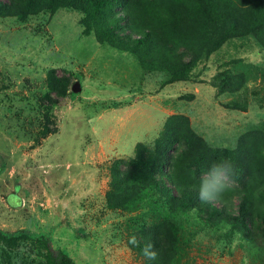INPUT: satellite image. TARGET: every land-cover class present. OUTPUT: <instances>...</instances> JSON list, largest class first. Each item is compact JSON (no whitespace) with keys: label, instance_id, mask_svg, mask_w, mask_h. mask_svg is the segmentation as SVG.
Returning <instances> with one entry per match:
<instances>
[{"label":"rangeland","instance_id":"rangeland-1","mask_svg":"<svg viewBox=\"0 0 264 264\" xmlns=\"http://www.w3.org/2000/svg\"><path fill=\"white\" fill-rule=\"evenodd\" d=\"M12 3L0 0V230L50 242L0 237V264L59 251L73 264H264V0ZM113 13L139 44L106 33ZM177 138L174 194L225 159L244 175L211 202L221 216L170 205L126 168ZM239 203L250 226L232 223Z\"/></svg>","mask_w":264,"mask_h":264},{"label":"trees","instance_id":"trees-1","mask_svg":"<svg viewBox=\"0 0 264 264\" xmlns=\"http://www.w3.org/2000/svg\"><path fill=\"white\" fill-rule=\"evenodd\" d=\"M23 1V0H21ZM42 2L45 0H41ZM49 4L48 9L54 7L55 5L64 4L66 1H70L74 5L85 4L89 1L95 2L96 8H109V4H111V0H46ZM14 0H7V4H13ZM45 8V6H43ZM106 20V33L110 36L114 37L120 43H123L127 40L129 43L132 44L134 42L135 45L139 44L140 42L130 41L124 36L122 33L127 28L124 26H118L114 17V13L111 16L105 17ZM124 39V40H123ZM123 41V42H122ZM180 143V139H173V140H163L160 139L156 142V147L154 151V155L152 159L149 161H145L141 155H137L135 160L131 161L129 164L126 165V168H139L144 176L146 182L150 186V189L153 190L155 193L159 194L162 198H164L167 203L170 205H188V207L195 208L197 210L203 209L204 211L211 213V215L221 216V211L211 203H202L197 198V193L194 189L196 188H186L183 191V197L174 194L173 192V183L170 180H167V168L170 163L171 158L173 157V153L176 150L177 144ZM118 163L115 164V168H118ZM235 167V176L232 178V182L241 187L243 185L244 175H241L238 168ZM114 168V166H113ZM116 170V169H115ZM170 187H169V186ZM111 196L107 194V202H109ZM238 211L236 214L231 216L232 223L235 226L239 225H248L250 226L251 220L250 215L247 213L242 206V203L238 204ZM0 237L3 240H12V239H19L22 237H27L31 240L42 242L43 244L48 246L50 242V238L48 234H32L27 230H18L11 233H6L0 230ZM54 264H73L71 259L64 253L59 251L53 257Z\"/></svg>","mask_w":264,"mask_h":264},{"label":"clouds","instance_id":"clouds-1","mask_svg":"<svg viewBox=\"0 0 264 264\" xmlns=\"http://www.w3.org/2000/svg\"><path fill=\"white\" fill-rule=\"evenodd\" d=\"M234 176L235 167L231 160L225 159L219 163H213L201 176L199 187L194 189L197 198L202 203L218 200L228 190Z\"/></svg>","mask_w":264,"mask_h":264}]
</instances>
